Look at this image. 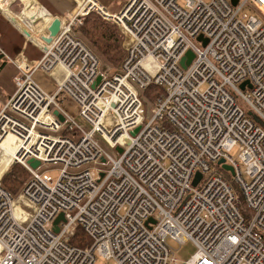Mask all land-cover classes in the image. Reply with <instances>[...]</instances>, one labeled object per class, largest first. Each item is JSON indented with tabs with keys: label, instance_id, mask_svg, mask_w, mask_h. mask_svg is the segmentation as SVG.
<instances>
[{
	"label": "built area",
	"instance_id": "obj_1",
	"mask_svg": "<svg viewBox=\"0 0 264 264\" xmlns=\"http://www.w3.org/2000/svg\"><path fill=\"white\" fill-rule=\"evenodd\" d=\"M9 1L0 13L15 11ZM94 1L60 18L35 66L15 62L0 143L17 141L11 164L30 173L18 200L35 214L18 217L0 183V264H170L171 243L187 241L196 253L186 264H264V0H124L117 13ZM92 12L133 39L114 72L75 34ZM57 68L64 78L50 94L35 76ZM152 85L163 93L149 109ZM79 229L86 247L72 245Z\"/></svg>",
	"mask_w": 264,
	"mask_h": 264
},
{
	"label": "crops",
	"instance_id": "obj_2",
	"mask_svg": "<svg viewBox=\"0 0 264 264\" xmlns=\"http://www.w3.org/2000/svg\"><path fill=\"white\" fill-rule=\"evenodd\" d=\"M77 1L83 6L80 0ZM9 4L14 7L15 11L0 13V47L5 54L0 57V109L8 102L16 89L15 78L18 75V69L15 62L28 63L33 66L32 64H37L43 56V50L47 43L44 42L42 37L47 36V32L45 30L44 34L40 35L34 30L42 24V21L46 25L52 17L62 18V14L60 16L51 14L47 9L44 10L40 3L35 0H10ZM52 4L59 10L62 5L60 0L55 3L52 2ZM74 9L76 10L77 8L74 7ZM29 27H33V31ZM39 32H42L41 29ZM39 75L44 78V73L37 72L35 78L41 87H45ZM62 79L59 77L58 80ZM50 91L52 90L50 89ZM12 138L14 137L8 136L0 143V158L2 162L7 159V162L10 163L8 157L11 159L15 158L14 150L17 151V148L10 146Z\"/></svg>",
	"mask_w": 264,
	"mask_h": 264
},
{
	"label": "rangeland",
	"instance_id": "obj_3",
	"mask_svg": "<svg viewBox=\"0 0 264 264\" xmlns=\"http://www.w3.org/2000/svg\"><path fill=\"white\" fill-rule=\"evenodd\" d=\"M37 1L38 3H40V6L44 8V10L47 9V11H49L51 14H55V15H61L62 14V17H66L69 13H72L75 9L74 7H78V4H80L77 0H60L62 5L60 7V10L56 8V6H54L52 4V2H57V0H35ZM83 4V6H81V11L84 10L85 8H87V6H97V3L94 1V0H80ZM85 1V2H84ZM99 3H101L105 8L108 9V12L109 13H117L119 12L121 9H122V6H123V2L124 0H97ZM84 2V3H83ZM74 9V10H73ZM62 11V12H60ZM245 13H249V10L246 8V10L244 11ZM252 14H254L255 16L259 17V15L257 13H254V12H251ZM90 14H96L97 16H99L100 18L104 19L106 22H108L109 24L115 26L120 34L123 36V40H122V49H123V53H124V57L126 55V48H127V37L123 31V29L117 25L114 21L112 20H109L103 16H101L99 13L97 12H92ZM88 16V15H87ZM83 17L81 19L82 21V24L81 25H78L75 29V34L77 37H79L81 40H83V42L91 49V45L90 43H88L87 40H85L79 30V28H83L84 27V23H85V19L86 17ZM40 22V21H38ZM37 22V23H38ZM44 24V22L42 21V24L39 26L38 24V28L35 29V30H40L42 28V25ZM37 25V24H35ZM47 32V31H46ZM94 52V51H93ZM1 57V56H0ZM123 57V59H124ZM99 58V57H98ZM123 61V60H122ZM101 62L103 63L102 64V67L105 68L106 70H109L110 72H114L115 70H117L120 65L116 68L114 67H109L107 66L102 60ZM122 63V62H121ZM33 66H35L34 64H32ZM64 70L61 69V68H57L55 69L53 72L51 73H44V78L42 75H39L41 76V80L43 81L45 87H42L45 91H47L48 93L52 94L54 93L57 88H58V84L63 80H58L59 77L61 78H64ZM38 76V78H39ZM57 82V84H55ZM50 89L52 91H50ZM11 98V97H10ZM153 103H154V100H151L149 101L147 98H146V104L148 106V108H152L153 107ZM72 104L71 101H68L66 102L65 104V108H69V106ZM241 107L247 111V108L244 106V105H241ZM147 108V109H148ZM2 109V108H1ZM148 109V110H149ZM14 148V147H13ZM17 148V143H16V147ZM238 155H239V151L238 149H234L231 153H230V156H232V158L239 162V159H238ZM3 159H5L3 157ZM2 159V160H3ZM16 166H21L20 164H10L7 162V159H5L3 162L1 161V158H0V183H1V186L4 187L3 185V182H4V179L7 178L8 174L11 172L10 170ZM48 175L51 176L53 179H57L58 176H59V168L58 167H54V166H49L48 167ZM244 169V167H243ZM26 170V169H25ZM27 174H28V177L25 179L26 181L22 184L21 188H20V191L17 193V194H14V198L16 199L17 198V201L15 203V209H16V214L18 217H23L25 214H28L29 216H34L35 214V211L33 210L32 207H30L26 201L24 200H18L25 184L27 183V181L30 179V173L26 170ZM226 177L228 179V181L230 182L231 186L233 187L238 199H237V205L240 207L241 211H242V214L243 216L247 217L248 216V208L246 207V204H245V200L243 198V195H242V192L241 190L239 189V187L236 185L235 183V179H234V176L230 173V172H227L226 173ZM245 179L248 180V178L245 176ZM27 226V224H25V227ZM171 246L172 248L175 250L174 251V254L171 255V262L170 264H186V262L196 253V247L195 245L191 242V241H187V242H184L182 244H175V243H171ZM175 260V261H174ZM95 264H113L111 261H108V260H105L101 257H97V261L95 262Z\"/></svg>",
	"mask_w": 264,
	"mask_h": 264
},
{
	"label": "trees",
	"instance_id": "obj_4",
	"mask_svg": "<svg viewBox=\"0 0 264 264\" xmlns=\"http://www.w3.org/2000/svg\"><path fill=\"white\" fill-rule=\"evenodd\" d=\"M84 27L79 28L83 38L90 43L94 53L109 67H118L124 57L122 49L123 36L119 30L100 18L96 14H88L85 19ZM103 64V63H102ZM163 90L156 86H150L146 92V98L151 101L160 96ZM7 178L4 179V189L13 197L20 191L22 184L26 181L28 174L22 166H16L10 170ZM90 244L89 239L83 231L77 230L72 240V245L77 247H86Z\"/></svg>",
	"mask_w": 264,
	"mask_h": 264
},
{
	"label": "water",
	"instance_id": "obj_5",
	"mask_svg": "<svg viewBox=\"0 0 264 264\" xmlns=\"http://www.w3.org/2000/svg\"><path fill=\"white\" fill-rule=\"evenodd\" d=\"M231 1H232V4L234 6L237 5L238 0H231ZM61 25H62V21H61V19L59 17L53 18L51 20V22L49 23V25L46 28L47 36H43L42 37V39L44 40L45 43L50 44L53 41V39L59 34L60 29H61ZM202 39H203L202 36H199L198 40L201 41ZM203 44H206V40L203 42ZM194 57H195L194 53L191 50L188 51L186 53V55L184 56V58L181 60V63H180L181 67L183 69H186L191 64V62L193 61ZM100 79L101 78H98V81H100ZM241 88L244 89L245 88V84H242ZM56 115H58V117H59L61 122L64 121L63 116L59 115L58 112H56ZM119 152H121V150H119ZM29 164H30V166L32 168L36 169L37 167H39L40 162L39 161H35V160L32 159V160H29ZM218 164L222 165V169L223 170L228 171L232 175H234L235 171H234L233 167L225 164V160L224 159L220 160ZM200 178H201V174L198 173L196 175V180L194 181L195 185L198 183ZM60 221H64V215L63 214H61L56 219V221L54 222V231L56 233L59 232V229H60L59 228V222ZM150 222H153V220L151 219Z\"/></svg>",
	"mask_w": 264,
	"mask_h": 264
},
{
	"label": "bare ground",
	"instance_id": "obj_6",
	"mask_svg": "<svg viewBox=\"0 0 264 264\" xmlns=\"http://www.w3.org/2000/svg\"><path fill=\"white\" fill-rule=\"evenodd\" d=\"M132 41H133V39H132V37L131 36H127V46L128 45H130L131 43H132ZM52 43V42H51ZM50 43V44H51ZM47 45H49V44H47ZM14 137V136H13ZM16 143H17V141H16V139L15 138H12V142H10V146H12V147H16ZM14 153H15V150H14ZM6 157V156H5ZM8 160H9V162H10V164L13 162V159H11V158H9L8 157Z\"/></svg>",
	"mask_w": 264,
	"mask_h": 264
}]
</instances>
